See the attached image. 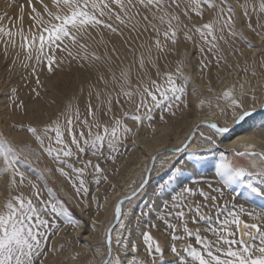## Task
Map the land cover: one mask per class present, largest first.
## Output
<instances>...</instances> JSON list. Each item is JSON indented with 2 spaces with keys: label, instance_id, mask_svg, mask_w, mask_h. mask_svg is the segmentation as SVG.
Segmentation results:
<instances>
[{
  "label": "snow or ice",
  "instance_id": "obj_1",
  "mask_svg": "<svg viewBox=\"0 0 264 264\" xmlns=\"http://www.w3.org/2000/svg\"><path fill=\"white\" fill-rule=\"evenodd\" d=\"M15 4L16 0H9L7 8H15ZM27 7V13L25 5L20 4L15 16H9L7 11L0 14V56L5 63L11 61L10 72L30 70L29 76L40 86L42 74L55 76L64 71L66 63L75 62L81 69H91L102 62L110 78L103 73L97 75V82L103 83L104 88L90 85L83 116L79 106L69 102L55 119L42 126L32 122L13 125L30 137L37 146L35 149L25 141L17 143L0 133V191H7V196L0 200V264H47L49 255L56 251L48 241L57 233L60 223L74 230L81 228V221L73 219L64 201L46 183L48 199L42 197L37 182L46 181L45 174L58 173L71 184L77 196L86 197L89 193L86 175L93 176L97 187L106 182L108 176L100 161H115L122 141L138 136L145 121L152 128L154 109L168 112L189 107L185 61L179 60L175 71L167 70L168 57L179 53L181 36L202 54L201 74L206 69L210 71V62L203 58L205 48L216 57L217 67L223 61L233 68L221 55L223 42L233 57L237 54L245 57L243 67L239 59L235 64L244 74L243 79L238 78L212 97L199 99L197 106L207 105L209 109L206 118L193 125L192 133L181 146L150 154L143 169L146 175H142L138 187L115 205V222L119 227L113 228L109 220L98 241L88 244L84 252L71 253L68 259L76 261L87 256L81 264H126L128 256L132 264H264V208L256 211L246 208L244 203L236 204L241 197H245V203L264 201V0H235V4L230 0H35V3L27 0ZM193 14L201 21L208 14L209 19L196 23ZM125 29L130 33L125 44L135 40L140 43L130 47L132 62L127 68L120 67L117 75L111 67L112 55L116 59L120 56L110 37H123ZM245 31L258 38L259 44L253 43ZM194 37L198 38V44ZM237 42L251 53V64ZM134 68L138 73L135 83ZM16 91L11 89L12 93ZM208 91L214 90L209 86ZM32 92L36 98L40 97L36 88ZM121 97L130 105L129 109H124ZM114 105L120 106L119 114ZM13 107L27 114L23 101L13 102ZM229 114L231 126H221L213 119ZM128 120L133 122L132 126L126 123ZM245 123L248 134L236 136L218 157L208 160L198 154L216 148L217 134L222 139ZM201 126L210 132H200L198 145L192 146ZM166 152L171 155L166 156ZM42 154L53 161L54 167H33ZM86 156L91 158L84 159ZM197 165L211 171L210 181L188 180L184 173L198 174ZM22 166L31 168L36 181L26 176ZM153 172L159 176L176 173L164 181L168 185L174 180L175 186L166 193L169 200L164 205L165 211L157 217L164 224L166 235H170L171 244L160 243L151 231L157 225L150 223L149 230L141 234V243L129 245L124 235L127 227L124 217L128 215L124 206L145 188ZM205 183L206 188L191 186ZM96 205L97 210L104 207L98 201ZM213 212L215 218L210 214ZM189 217L193 224L204 223L207 227L203 231L213 238L202 235L199 227L189 228ZM98 224L97 219L92 221L93 234ZM181 229L182 235L178 234Z\"/></svg>",
  "mask_w": 264,
  "mask_h": 264
},
{
  "label": "bare ground",
  "instance_id": "obj_2",
  "mask_svg": "<svg viewBox=\"0 0 264 264\" xmlns=\"http://www.w3.org/2000/svg\"><path fill=\"white\" fill-rule=\"evenodd\" d=\"M21 1L22 2L15 4V8L8 9L7 4L9 0H0V14H3L4 11H7L9 16H15L16 11L19 8L20 4L25 5V10L27 13L28 11L27 0H21ZM230 2L235 4V0H230ZM182 19H184L185 22L187 23L186 18L182 17ZM208 19H209L208 14H205L203 21L195 17V15L193 14V20L196 23L206 22ZM4 23L7 25L8 21L5 20ZM24 23L25 26L27 27L28 25L27 15H25ZM129 35H130L129 31L125 29L123 37L119 35H112L110 37L112 44L116 46L120 56V59H116V57L112 55L111 53L112 44H110L109 55H112V59L114 61L111 67L113 71L116 72L117 75H119L120 67L127 68L128 65L132 62L133 54L129 50L130 47H137V45L140 43V40H135L134 42L129 41L128 44H125V40L128 39ZM131 35L135 37V33H131ZM245 35H247L253 43L257 44L259 42L258 38L250 35L246 31H245ZM108 38H109L108 35H106L105 39ZM194 40H196L197 44L199 43L197 37H194ZM180 41L181 42L179 44V53L177 55H171L168 57L167 70L175 71L178 61L181 59L185 61L183 65L184 74L189 78V81H191L190 83L192 85V87L187 90V100L189 101V107L173 108L171 111L168 112H165L162 108H159L158 109L159 120L161 121H156V120L151 121L153 125L152 128H149L148 127L149 122L145 121L144 127H146L145 133L147 132V134L144 135L145 136L144 140L143 141L141 140V142H143L145 152L142 155H140L138 160H136L135 162L131 161L133 157L132 151L125 152L127 148H125L123 154L121 153L116 154L115 161L113 160L105 161L102 159L101 167L105 169V174L108 176L109 175L117 176L119 178V181H123V184L120 183L121 185H118L117 188L111 192L109 196L110 202H107L104 217H102L103 219L99 220V224L97 225V230L94 234L92 228V221L96 219L95 218L96 216L95 217L87 216L88 226L85 233V238H88L90 242L100 237V234L104 231V228L108 224L109 220L111 221L114 220L115 218L114 208L117 201L123 196L130 194L133 188L138 187L139 183L141 182L142 175H146V173H143V169L144 166L149 163L150 154L157 150H163L164 148H174L177 146H181L182 142L185 141L186 137L190 133H192L193 125L198 120L206 118L209 109L207 105H205V107L203 108L198 107L197 105L199 103V99L201 98L206 99L212 97L214 96L215 93H219L224 87L232 84L238 78L243 79L244 74L240 71V69L235 68V64H236V60L239 59L241 67H243L245 57H240L238 54L236 57H233V55L231 54V50L227 44H224L223 42L220 43V48L223 49L221 55L227 58V62L232 64L233 68H228L223 61H221L219 67H217L216 57H214L211 53H209L207 51V48H205V52L203 53V58H206V60L210 62L209 63L210 71L206 69L203 72V74H200L199 71H201V69L199 66V61L202 58V54L199 52V49L197 47H194L192 42H185L182 36L180 38ZM237 43L240 49L245 52L246 58L248 59L249 64H251L252 61L251 53L248 51L245 45L239 44V42ZM103 51H104L103 48L99 49L100 53H103ZM257 59H259V57H257ZM3 61H4L3 57L0 56V65ZM163 63L164 62L161 61L162 69H163ZM10 66H11V61L9 60V63L6 66L7 70H5L4 73L0 71V88L2 91L7 92V94H5L0 101V108L1 107L3 108L2 111H0V120L4 125L6 132L8 133V136L12 140H14L17 143L21 141H25L30 145L32 149H35L37 147L36 144L30 139V137L25 132L20 131L18 128L14 129L12 127L13 125H19L22 122L25 124L32 122L33 124H38L42 126L44 123H47L49 120L55 119L57 114L69 102H71L74 106L78 105L81 115L83 116L85 112L86 104L88 102V92L90 85H96L100 89L104 88L103 83L97 82L96 79L97 75L99 73H103L106 78H110V74L107 71V66H105L102 62L91 69H81L77 66L75 62H73L71 65L66 63L64 66V71L57 73V75L55 76L50 77L45 72L40 76V80L42 82L41 85L37 86L35 84V78L29 76L30 70L29 72H25L23 69H15L10 72L9 71ZM15 74L18 75L16 77H13V75ZM137 74H138L137 70L134 68L133 83H135ZM151 74L154 77L155 75L154 70L151 71ZM194 77L200 80L199 83L194 80ZM210 80L213 81L214 83L212 84L209 83V85L208 84L205 85L206 82H209ZM188 85L189 84L187 83V87ZM6 86L7 88H5ZM209 86L213 88L214 90L213 92L208 91ZM13 88L17 89L15 93L11 92V89ZM33 88H36L37 91L40 92L39 98H36L35 93L32 92ZM81 89H83V91H81ZM193 89H197V91L193 92ZM20 101L24 102L25 109L27 110V114H24L20 110L13 107V102L19 103ZM92 103L93 104L96 103L94 97ZM121 103L123 104L124 109L127 110L130 108V105L125 103L122 97H121ZM212 110L215 111V108H213ZM114 111L117 114H119L121 111L120 106L114 105ZM173 112H175V115L172 114ZM161 116H163V119H161ZM213 119L218 120L221 126H231L230 114L228 117L217 115L213 117ZM258 121L259 118L257 117V122ZM126 123L129 126L133 125L132 124L133 122L130 120L126 121ZM142 129L144 128L142 127ZM248 131H249L248 125L247 123H245L240 127L233 129V131L225 134L222 139L219 137V134H217L214 137L217 139L216 148L208 151L210 152L209 155L206 154L207 152H200L198 154H200L202 157H207L208 160H213L215 157H218L220 151H223L230 146L231 141L236 136L241 134H248ZM198 132L201 131L196 132L195 139L191 141L192 146L198 145V141L200 139ZM209 132L210 130L208 129V131L205 134H208ZM128 140L129 138L123 140L121 145L123 146L126 145ZM132 141L135 140H133L132 138ZM226 154L229 157H231V152H228ZM42 155L46 157L47 160L54 166L53 161L49 157H47L46 154H42ZM165 155L167 156L171 154L166 152ZM185 155H187V153H185ZM89 158L91 157L88 156L84 157V159H89ZM162 158L163 157H161L160 159ZM92 159L93 162L95 163L96 162L95 158ZM158 163H159V159L157 160V164ZM33 167H38V162H34ZM197 168L199 169V171L203 169V168H199V165H197ZM21 170L25 172L26 176L29 179L36 181V176L32 172L31 168H25L22 166ZM88 171L91 172V169H89ZM155 173L156 172L152 173V176L148 181V183L146 184L145 188L142 189L137 194V196L131 201V203L125 204L124 207L125 210L128 212V215L124 217V219L126 221V224H128V221L130 219H139L140 221L138 225L139 231L135 235L136 238L139 240V242L137 241L136 243L138 244L141 243V234L143 231L149 230L150 223H156L157 228L151 229L153 236L160 243L170 245L171 240L165 238L166 235L164 236V234H162V228H164V224L159 220H155L154 218H156L155 217L156 215L158 216L159 210L163 209L165 203L169 200V196L166 195V193H170L172 188L175 186L174 180L171 184L168 185H165V183L163 182L166 181L168 177L176 173L170 172L168 173V175L160 176L158 179L153 180ZM191 173H192L191 171H186L184 173V175L188 177V180L191 178L190 175ZM55 174L58 175L60 180L65 181L66 187L64 189V192L67 194L68 198L71 201L77 203L78 205H81L83 201H87V198L90 196L89 195L90 192L93 193L94 191L90 189V180L93 179L92 175H86V180L88 182V187H89V193L85 197L83 194L77 196L71 184L63 177L59 176L58 173ZM37 183L38 186L41 188V195L45 200L48 199L46 190L44 188L45 183L47 184L48 188L53 189L54 192L56 193L55 189L52 188V185L50 184L48 179H46V181H38ZM162 183L164 185H161ZM25 191L30 192L29 189H25ZM6 196H7L6 190L0 191V200H3ZM144 198H146L147 201L145 203H142ZM144 204H145V210L143 209L144 211L143 212L141 211L138 216V211L140 210L141 206H143ZM262 208H264V201L257 200L255 204L252 205L249 209L260 211ZM71 214L73 219L77 220V218L73 215L72 212ZM242 218L246 220L248 219L246 217H242ZM82 227L83 224L81 223L80 229L74 230L73 228L71 229L69 228V230H67L66 233H63L62 235L60 232L61 236L60 238L59 237L56 238L53 246H57L58 243H60L59 240L61 239H64L65 242H68L70 244L71 243L70 238L72 236L75 240L79 241V245L74 247L73 246L69 247L68 250L65 253L61 254L60 256L49 255L47 264H81V261L87 258V256H82L81 260H76V261L68 259L71 253L84 252L86 246L90 244L86 241H83L79 236V233L82 231ZM118 227L119 224L117 223L113 228H118ZM188 227L192 229L199 227L202 230L201 232L202 235H208L209 238H213L211 237V234L205 233L203 231V229L207 227L204 223L193 224L191 222L190 217H189ZM127 231H128V226L126 227L124 234H128L130 230L128 232ZM58 234L59 231L57 232V235ZM192 242L194 243V241ZM177 244H179V242ZM142 251L143 248H141V252ZM165 255L168 256L169 253L166 252ZM125 260H126V264H132V259L130 256L125 257Z\"/></svg>",
  "mask_w": 264,
  "mask_h": 264
},
{
  "label": "rangeland",
  "instance_id": "obj_3",
  "mask_svg": "<svg viewBox=\"0 0 264 264\" xmlns=\"http://www.w3.org/2000/svg\"><path fill=\"white\" fill-rule=\"evenodd\" d=\"M22 2L21 0H16V4L17 3H20ZM259 44V42L257 43ZM9 63V61L7 63H5V61H3L0 65V71H2V73H4L5 70H7V64ZM200 74H201V71H199ZM18 74H15L13 75V77H16ZM13 80V78H12ZM11 80V81H12ZM194 80L196 82L199 83V79H196L194 77ZM191 81L188 82V87H187V90L190 89L192 87ZM209 83H214L213 81H209V82H206L205 85H209ZM7 88V86L5 87ZM4 88V89H5ZM44 90V89H43ZM55 92V91H54ZM7 94L6 91H2L1 88H0V101L1 99L3 98V96ZM2 107L0 108V111H2ZM156 112V113H155ZM158 112V109H154V112L152 113V116H153V120L152 121H161L159 120V112ZM156 115V116H154ZM148 122V121H146ZM133 124V123H132ZM144 129H140L139 130V135L138 136H129V140L127 142L126 145H120V148H119V153L123 154V151H125V148H127V150L125 152H128V151H132V159L131 161L135 162L136 160H138L139 156L142 155L144 152H145V148H144V145H143V142H141V140L143 141L144 140V135L147 134V132L145 133V130H146V127L143 126ZM135 128H133V131L135 132ZM156 131V130H155ZM200 131L201 132H204L206 133L208 131V129L204 126H201L200 128ZM142 132V133H141ZM0 133H2L3 135H6L8 136V133L6 132V129L4 127V125L2 124L1 120H0ZM200 132H198L199 134ZM9 137V136H8ZM10 138V137H9ZM132 138L133 140L135 141H132ZM138 140V141H137ZM138 142V144H137ZM129 143V145H128ZM134 145V146H133ZM130 149V150H129ZM132 149V150H131ZM207 155L210 154V152H207L206 153ZM231 156H232V153H231ZM46 157H44L43 155L41 156V160L38 161V167L37 168H40V169H44V168H47V167H54L48 160ZM102 161V160H101ZM100 161V163H101ZM51 164V165H50ZM110 164V163H108ZM137 164V163H136ZM159 164V163H158ZM46 175V179L49 180L50 184L52 185V188L55 189L58 197L64 201V203L67 205V207L69 208V210L73 213V215L77 218V220L81 221V223L83 224V227H82V231L79 233V236L80 238L83 240V241H86L88 243H94L95 241H98L100 239V237H98L96 240L94 241H91L88 240V238H85V233H86V230H87V226H88V219H87V216H96L95 218L99 221L100 219H103L102 217H104V214H105V208H106V205H107V202H110V194L113 190H115L117 188L118 185H121L123 184V181H119V178L117 176H112V175H107L108 176V180L106 182H102L99 187H97V185L93 182V179L90 180V189H92L93 193L90 192V196L87 198V201H83V203L81 205H78L77 203H74L73 201H71L67 194L64 192V189L66 187V183L65 181H62L59 179L58 175H56L54 172L51 174V175H48V174H45ZM176 175V174H174ZM174 175L168 177L166 179V181L173 177ZM191 178L189 180H200V179H203L204 181H210L212 179V173L209 169L207 168H203L201 169L200 171H198V174H193L191 173ZM160 176L157 175V173L154 174V178L153 180H156L158 179ZM59 179V180H58ZM61 181V182H60ZM188 181H186L185 183H187ZM121 183V184H120ZM164 183V182H163ZM161 184V185H164V184ZM114 186V187H113ZM191 186H194V187H205L206 188V183L205 184H200V185H191ZM96 189V190H95ZM95 192V193H94ZM94 194V195H92ZM95 197V199L93 200V198ZM92 198V199H91ZM146 198L143 199L142 203H145L147 201V199L145 200ZM195 199L199 200L200 198L199 197H195ZM224 199H228V197H225ZM96 201H98L100 204H103L104 207L97 210V205H96ZM85 203L87 204V207H85ZM224 203V200H221L220 201V204L223 205ZM244 203L245 207L246 208H250L252 205H254L255 203H245V198L241 197L240 199H238L236 201V204L239 205V204H242ZM249 206V207H248ZM143 207V208H142ZM254 207V206H253ZM145 210V204L143 206H141L140 210L138 211V216L140 214V212L144 211ZM231 210V209H230ZM165 211V208L163 207V209L159 210V213H158V216H161L162 213ZM207 211V210H206ZM211 215L213 214V217L215 218V213H210ZM157 215L155 216L156 218L158 217ZM138 218V217H137ZM154 218L155 220H158ZM247 218V217H246ZM131 223V224H130ZM139 219H130L128 221V234H124L126 235V237L128 236V239H127V243L130 245L133 241L136 243L137 241L139 242V240L136 238V234L137 232L139 231ZM63 228V229H62ZM69 228L71 229L70 226H66L64 225L62 222L60 223V228L57 230V232L59 231V236L57 235V233L55 235H51L50 238H49V241H48V244L49 246H53L54 243H55V240L57 237L60 238V236L63 234V233H66L67 230H69ZM62 230V231H61ZM141 230V229H140ZM60 232H61V235H60ZM126 232V233H127ZM166 232L167 230L164 228H162V234H164V236L166 235ZM183 234V231L182 229L180 230V232L178 234ZM181 234V235H182ZM55 237V238H54ZM136 240H135V239ZM165 238H168L170 239V235H166ZM53 239V240H52ZM71 239V243L69 244L68 242H65L64 239H61L59 240L60 243H58L57 246H53L55 247L56 251L51 253L50 255H56V256H60L61 254L65 253L69 247H74V246H78L79 245V241L78 240H75L73 238V236L70 238ZM133 239V240H132ZM132 240V241H131ZM171 240V239H170ZM54 241V242H53ZM51 242V243H50ZM51 244V245H50ZM61 246L63 247V250H61ZM177 246H179V244H177ZM54 256V257H56Z\"/></svg>",
  "mask_w": 264,
  "mask_h": 264
},
{
  "label": "water",
  "instance_id": "obj_4",
  "mask_svg": "<svg viewBox=\"0 0 264 264\" xmlns=\"http://www.w3.org/2000/svg\"><path fill=\"white\" fill-rule=\"evenodd\" d=\"M198 131H200V129H199ZM128 195H131V193L128 194ZM120 199H121V198H120ZM120 199H119V200H120ZM114 212H115V208H114ZM116 224H117V223L115 222V218H114V220L112 221V227H114Z\"/></svg>",
  "mask_w": 264,
  "mask_h": 264
}]
</instances>
